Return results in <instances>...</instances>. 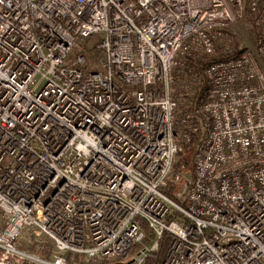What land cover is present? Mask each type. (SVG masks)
Wrapping results in <instances>:
<instances>
[{"label": "built area", "instance_id": "built-area-1", "mask_svg": "<svg viewBox=\"0 0 264 264\" xmlns=\"http://www.w3.org/2000/svg\"><path fill=\"white\" fill-rule=\"evenodd\" d=\"M0 214V264H264V0H0Z\"/></svg>", "mask_w": 264, "mask_h": 264}, {"label": "trees", "instance_id": "trees-1", "mask_svg": "<svg viewBox=\"0 0 264 264\" xmlns=\"http://www.w3.org/2000/svg\"><path fill=\"white\" fill-rule=\"evenodd\" d=\"M223 59L224 58H222V56H219V55L211 57V56H206V55H200L197 52H192L187 56L186 64L188 67L195 68L196 73L199 76H202L205 65L212 63V62H215V61H220ZM201 85L202 84H200V87H202ZM196 141H197V137L193 136L192 142L195 143ZM188 149H191V151H192L193 146L187 147L186 151ZM184 154H180L179 160L175 166V172H177L179 169H182V168L186 171H189L191 169L190 167H192V164L189 160L185 159ZM169 186L170 187L165 191V194L168 197H170L171 199L178 201L175 198L176 188L173 187L172 185H169ZM178 202L185 205V201L184 202L178 201ZM145 229H146V237L141 244H139L135 247V252H137L138 250H141V249L150 248L153 245L155 236L149 229H147V228H145ZM171 241H172V236L170 234L166 233L160 242L159 250L157 252H153V253L149 254L147 261H146V264H164V262L167 259L168 253H169ZM32 249H30V250L35 252V253H40L36 249H33V250ZM102 264H119V260L106 261Z\"/></svg>", "mask_w": 264, "mask_h": 264}, {"label": "rangeland", "instance_id": "rangeland-1", "mask_svg": "<svg viewBox=\"0 0 264 264\" xmlns=\"http://www.w3.org/2000/svg\"><path fill=\"white\" fill-rule=\"evenodd\" d=\"M234 31L237 33V35L244 40V27L243 25L239 24V25H235L233 27ZM81 49V48H80ZM184 157L186 160H189L190 162H192L193 160V150L191 151V149H188L185 154ZM191 169L189 171H192V167H190ZM3 226V220L0 214V228ZM36 245L34 246H28L27 244L23 243L22 246L24 248H28V249H36L37 251L41 252V248L45 247L47 252L45 251L43 254L45 255H51L52 252H54V243L52 242V240L47 236L44 235L41 238H38L35 240L34 242ZM35 247V248H34ZM32 249V250H33ZM40 249V250H39Z\"/></svg>", "mask_w": 264, "mask_h": 264}]
</instances>
